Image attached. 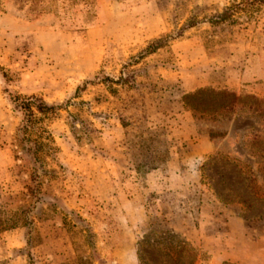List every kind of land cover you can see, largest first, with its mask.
Returning <instances> with one entry per match:
<instances>
[{"label": "rangeland", "instance_id": "374dc122", "mask_svg": "<svg viewBox=\"0 0 264 264\" xmlns=\"http://www.w3.org/2000/svg\"><path fill=\"white\" fill-rule=\"evenodd\" d=\"M9 3L80 34L120 19L102 69L62 98L19 94L18 74L0 67V221L16 225L0 234V264H141L140 249L158 262L167 249L140 245L164 232L196 264H264L263 203L226 205L211 189L237 201L244 169L264 199V0H0V10ZM17 98L54 107L34 108L47 133L20 132ZM228 226L245 234L250 262L204 244Z\"/></svg>", "mask_w": 264, "mask_h": 264}, {"label": "crops", "instance_id": "0c3cea01", "mask_svg": "<svg viewBox=\"0 0 264 264\" xmlns=\"http://www.w3.org/2000/svg\"><path fill=\"white\" fill-rule=\"evenodd\" d=\"M146 7L140 5V11ZM6 10H0V67L18 74V81L10 86L13 91L44 98H62L82 77L102 69L106 49L114 41V26L120 19L108 16L102 25L80 34L78 28H58L51 14L33 18L26 8L11 3ZM0 98L4 97L0 94ZM210 243L217 244V249L232 251L233 263L251 260L243 254L250 244L245 234L236 237L231 226L225 238L204 241L206 246ZM213 260L211 264L219 263Z\"/></svg>", "mask_w": 264, "mask_h": 264}, {"label": "trees", "instance_id": "16d2710c", "mask_svg": "<svg viewBox=\"0 0 264 264\" xmlns=\"http://www.w3.org/2000/svg\"><path fill=\"white\" fill-rule=\"evenodd\" d=\"M44 1V0H42ZM71 1H79L80 3H86L88 0H71ZM158 48H156L155 50H153L152 52H147L146 54H144L142 56V58H146L152 54H155ZM33 98H30L28 100H23L20 103H18V101H20L19 98L15 99L14 101L16 103H18V107H20L21 111H23L24 113V126L22 127V129H20V132L24 133V135H26V137L30 136V132H32L34 129L39 130L44 134L47 133V131L41 127H39V123L41 122V118L37 119L36 113L34 111L35 107H38V110L40 111V113L45 117L50 116L51 114L54 113L55 109L54 107H50L47 105H38L36 104V102L32 101ZM190 98H184V102H186L187 104V100ZM188 106L191 107L190 104H188ZM28 139V138H27ZM25 141V138L23 139ZM258 153L262 154V158H264V150H260ZM222 161H225L227 163L236 165L239 167L240 160L239 159H233V158H222ZM217 161V159L212 160L213 162ZM239 173L241 174L242 177H244L245 182L249 183L248 185V189L247 190V194L248 196L246 197V193H239V196L237 197L238 194H235L237 201H229L227 200V198H229L231 195H226L223 194L221 191L217 190V188L215 187H211V189L215 192L218 200L226 205L232 204V203H239L241 205H243L245 208H247L248 210H253L255 208V201H259V203H263L262 206L264 207V199H261L258 195V192L256 190L255 187V180L251 179L252 175L251 173L245 171L244 169H240ZM210 179V177H208ZM231 192L234 191L233 188L228 189ZM16 225L13 224H9V222H5V221H0V234L7 232L9 230L15 229ZM160 235H166L165 238H161V240H154L153 243H150V241H146V243H142V248L146 247V246H150L153 247L157 250H161L163 252H165L167 249V252H165V259L161 258L159 260H157L158 262L154 261V260H149L147 258H145L144 256H146L145 251L140 249V263L141 264H196L197 263V252L196 250L190 245L188 244V242L184 241V240H179L177 242V244H174L175 242V236L174 234H172V232H164V233H160ZM166 241H170V242H174L172 245H168V246H164V242Z\"/></svg>", "mask_w": 264, "mask_h": 264}]
</instances>
